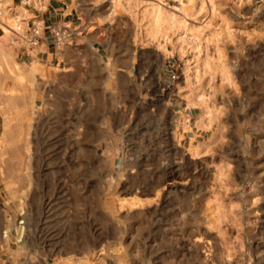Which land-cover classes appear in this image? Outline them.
Instances as JSON below:
<instances>
[{
  "label": "rangeland",
  "instance_id": "obj_1",
  "mask_svg": "<svg viewBox=\"0 0 264 264\" xmlns=\"http://www.w3.org/2000/svg\"><path fill=\"white\" fill-rule=\"evenodd\" d=\"M98 3L40 61L0 0V264H264V0Z\"/></svg>",
  "mask_w": 264,
  "mask_h": 264
},
{
  "label": "crops",
  "instance_id": "obj_2",
  "mask_svg": "<svg viewBox=\"0 0 264 264\" xmlns=\"http://www.w3.org/2000/svg\"><path fill=\"white\" fill-rule=\"evenodd\" d=\"M3 1H5L7 9L15 17H20L24 20L23 22L26 25L25 30H27L28 20L31 17H36L39 20L42 29L38 45L32 55L37 60L48 61L50 56L51 61H53L56 51L52 50L57 49L59 46L54 42L52 31L59 33L68 31L70 45L74 47L82 48L86 47V45L98 47V43L95 45L93 41L97 42L95 37L100 33H96L95 35L84 32L86 25H98L102 21V13H100L102 7L98 3V0H46L45 8L39 11L22 9L19 5V0ZM168 1L174 2L177 0ZM99 30L102 29L99 28ZM107 40L112 41L114 39L107 38ZM186 117H189V114H186Z\"/></svg>",
  "mask_w": 264,
  "mask_h": 264
},
{
  "label": "built area",
  "instance_id": "obj_3",
  "mask_svg": "<svg viewBox=\"0 0 264 264\" xmlns=\"http://www.w3.org/2000/svg\"><path fill=\"white\" fill-rule=\"evenodd\" d=\"M45 1L46 0H19V5L25 10L29 9L33 11H39L45 8ZM28 22L30 27H28V29L25 31L26 36L24 39L27 44V48L33 49L38 45L42 26L36 17H31ZM52 33L57 36V32L52 31Z\"/></svg>",
  "mask_w": 264,
  "mask_h": 264
},
{
  "label": "bare ground",
  "instance_id": "obj_4",
  "mask_svg": "<svg viewBox=\"0 0 264 264\" xmlns=\"http://www.w3.org/2000/svg\"><path fill=\"white\" fill-rule=\"evenodd\" d=\"M158 3H160L161 4V2L160 1H158ZM228 75V74H227Z\"/></svg>",
  "mask_w": 264,
  "mask_h": 264
}]
</instances>
